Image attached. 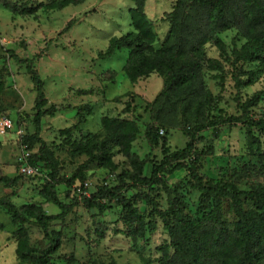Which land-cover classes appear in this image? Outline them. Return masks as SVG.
Returning a JSON list of instances; mask_svg holds the SVG:
<instances>
[{"label": "rangeland", "instance_id": "obj_1", "mask_svg": "<svg viewBox=\"0 0 264 264\" xmlns=\"http://www.w3.org/2000/svg\"><path fill=\"white\" fill-rule=\"evenodd\" d=\"M135 8L133 0L0 2V198L17 207L40 205L49 215L61 212L47 197L52 171L37 160L41 148L57 166L58 178L66 182L83 175L73 185L64 183L55 189L72 209L49 224L50 236L61 238L52 264H160L170 237L159 217H155L156 230L147 231L145 237L134 236L122 219L120 203L110 202L105 211L87 208L73 194V186L88 181L92 194L102 184H119V174L135 171L133 155L146 160L145 175L150 176L153 162L161 161L168 151L186 147L187 128L239 116V101L249 105L251 116L264 117V52L256 61L238 60L245 45H254L246 0H229L221 20L194 0H146L145 17ZM174 10L176 16L168 18ZM145 19L151 24L147 32ZM176 20L181 28L173 32ZM69 21L72 26L63 31ZM133 32L144 33L151 44L149 56L169 43L181 58L195 60L198 66L192 69V79L164 95L165 78L157 72L132 80L127 48L101 58L114 37ZM29 62L44 81L47 98L40 141L26 139L36 132L38 100ZM107 118L136 125L129 155L107 129ZM150 126L155 133L164 130L154 146L146 135ZM197 150L199 173L205 179L240 175L244 190L264 183V132L242 124L225 125L205 131ZM25 164L34 168V174L22 172ZM4 177L16 182L6 184L1 181ZM128 184L123 193L142 215L150 212L144 194L150 193L160 208L168 209L169 190L194 217L205 219L211 210L186 170L166 174L154 191ZM244 203L252 207L250 201ZM224 207L225 221L232 226L236 217L227 201ZM23 227L31 246H50L34 213L28 214L25 224H15L0 206V264H32L18 253L22 243L18 232Z\"/></svg>", "mask_w": 264, "mask_h": 264}, {"label": "trees", "instance_id": "obj_2", "mask_svg": "<svg viewBox=\"0 0 264 264\" xmlns=\"http://www.w3.org/2000/svg\"><path fill=\"white\" fill-rule=\"evenodd\" d=\"M75 4L83 0H68ZM136 3L135 13L145 17L144 7L146 0H133ZM229 0H194L196 4L212 11L216 20L225 16V4ZM249 5V24L252 28L251 35L254 45L247 44L238 55L239 61H256L264 52V0H246ZM1 2V0H0ZM60 2V6H64ZM176 10L167 13V17L176 16ZM69 21L63 31L72 26ZM146 32L150 31L151 24L145 19ZM139 25V24H138ZM140 27V25L138 26ZM181 28L179 20L174 21L173 32ZM123 48L129 50V76L136 81L141 76L157 72L165 78L164 90L166 95L174 86H182L186 81L191 80L193 71L198 63L191 58H181L173 52L172 44L165 43L159 52L149 56L151 44L147 42L144 33L133 32L121 37H114L105 52L101 54L102 59L110 58L114 53ZM189 70L186 71V69ZM184 70V71H183ZM28 72L32 77L38 92V100L35 105L36 115L34 122L36 132L33 136L26 137L28 140L40 141L41 121L46 114L44 107L47 104L44 81L35 69L32 62L28 64ZM251 73V75H253ZM241 114L210 120L185 130L188 137L186 147L167 152L163 159L152 164V173L145 175L146 160H141L133 155L135 171L122 172L118 175L119 184L109 183L97 186V190L89 197H82L87 208H97L105 211L109 203L116 201L122 205V219L132 235L145 237L147 231H154L157 228L155 217H159L166 227L170 237V243L164 248V255L159 259L160 264H264V183L258 187H251L250 190L241 189L239 182L240 175H229L221 177L216 181L205 179L199 173L200 154L197 144L203 138L207 130L217 131L225 125L242 124L249 130L255 129L264 132V117L255 118L250 115L249 105L239 101ZM107 129L129 155L130 143L135 139L137 127L133 122L116 118H107ZM127 129H124L125 126ZM160 129L154 132L153 126L147 128L146 135L151 146H154L159 139ZM41 155L37 158L44 161L52 173L47 182V197L57 205L61 212L49 215L42 212L40 205L25 204L17 207L9 199L0 198V206L3 207L13 218L15 224H25L27 216L34 213L37 225L42 228L45 235L50 239L48 248L39 249L28 242L27 230L23 227L18 235L22 240L18 249L19 256L32 264H52V255L58 251L61 245L59 234L50 236L49 224L57 219L64 218L72 209L71 205L65 204L58 197L55 189L61 184L73 185L78 178H83L80 173L70 179L58 178V168L46 155L44 148L40 150ZM33 158L31 163H35ZM36 160V161H37ZM186 170L190 180L200 192L201 201L211 207L207 218L201 219L190 215L186 211L185 202L174 196L169 190V208H160L156 198L150 193L143 195L150 206L149 214L142 215L139 209L123 193L131 182L134 187H147L154 191L156 185L163 182L166 174L175 171ZM6 184L16 182V179L1 178ZM84 183V182H83ZM80 184V183H79ZM71 189V188H70ZM250 201L252 207L246 208L244 201ZM225 201L236 220L232 226L225 221Z\"/></svg>", "mask_w": 264, "mask_h": 264}, {"label": "built area", "instance_id": "obj_3", "mask_svg": "<svg viewBox=\"0 0 264 264\" xmlns=\"http://www.w3.org/2000/svg\"><path fill=\"white\" fill-rule=\"evenodd\" d=\"M160 133L163 134L164 133V130L161 129L160 130ZM22 172L24 174H34V168L32 166H28L27 164H25L22 168ZM90 183L88 181H85L84 183H80V184H76L73 186L72 188V192L73 194L75 195H78L79 197H89L91 194H90Z\"/></svg>", "mask_w": 264, "mask_h": 264}]
</instances>
